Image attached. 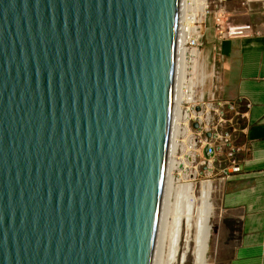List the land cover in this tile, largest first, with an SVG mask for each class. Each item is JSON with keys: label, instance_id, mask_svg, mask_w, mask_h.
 I'll list each match as a JSON object with an SVG mask.
<instances>
[{"label": "water", "instance_id": "1", "mask_svg": "<svg viewBox=\"0 0 264 264\" xmlns=\"http://www.w3.org/2000/svg\"><path fill=\"white\" fill-rule=\"evenodd\" d=\"M198 0H0V264H169Z\"/></svg>", "mask_w": 264, "mask_h": 264}, {"label": "crops", "instance_id": "2", "mask_svg": "<svg viewBox=\"0 0 264 264\" xmlns=\"http://www.w3.org/2000/svg\"><path fill=\"white\" fill-rule=\"evenodd\" d=\"M226 4L227 27L251 25L253 31L221 40L213 35L219 94L237 104L245 130L237 154L242 172L227 181L221 199L223 264H264V0Z\"/></svg>", "mask_w": 264, "mask_h": 264}, {"label": "built area", "instance_id": "3", "mask_svg": "<svg viewBox=\"0 0 264 264\" xmlns=\"http://www.w3.org/2000/svg\"><path fill=\"white\" fill-rule=\"evenodd\" d=\"M227 1L219 0L222 4ZM205 27L206 19L204 29L199 30L200 35L199 31L196 32L197 50L200 47L199 41L204 36ZM227 30V36L230 37L244 36L253 31L251 25L231 26L227 27ZM200 90L201 87L197 88L195 97L188 99L184 161L180 177L181 173H187L188 169L191 170L193 165L202 161L203 165L199 167H204L210 174L217 171V167L225 162L226 166L222 172L230 179L233 175L242 172V165L237 159V154L241 148V139L245 134L241 126V119L244 116L238 110L236 103L220 96L221 87H217L215 92L207 96L203 93L204 88L203 92Z\"/></svg>", "mask_w": 264, "mask_h": 264}, {"label": "bare ground", "instance_id": "4", "mask_svg": "<svg viewBox=\"0 0 264 264\" xmlns=\"http://www.w3.org/2000/svg\"><path fill=\"white\" fill-rule=\"evenodd\" d=\"M207 7L208 0H198L196 32L204 29V17L208 14ZM200 33L199 31V35ZM198 51L195 49L196 67L201 58V53ZM198 72H200L198 69L193 72L188 90V99L195 97V86L201 87V89L205 86V72H202L204 73L203 77ZM198 74V78L194 79ZM186 179H179L178 203L172 227L173 243L169 264H210V243L213 236L212 219L215 211L213 182L206 181L202 184L201 196L198 198L195 186Z\"/></svg>", "mask_w": 264, "mask_h": 264}, {"label": "rangeland", "instance_id": "5", "mask_svg": "<svg viewBox=\"0 0 264 264\" xmlns=\"http://www.w3.org/2000/svg\"><path fill=\"white\" fill-rule=\"evenodd\" d=\"M229 1V0H228ZM227 2L223 4L219 2V0H208L207 12L209 10V14L204 17L206 19V27L203 32V37L200 39V47L199 50L201 52V58L199 59V64L197 67L195 66L194 70H199V74L205 72V87H204V95L211 94L215 92L217 87H221L220 75H219V66L215 59V52L213 45L215 44L213 35L218 34V38L221 40L224 36H227V24H225V16H227ZM199 52V51H198ZM200 54V53H199ZM214 55V56H213ZM201 63V64H200ZM201 65V66H200ZM203 66V67H202ZM203 70V71H202ZM199 74L196 76L197 79ZM219 77V80H218ZM198 87H194L196 91ZM202 89L200 90V92ZM202 164V161L195 165H193L192 169L183 174L181 173L180 178H187L186 180L192 183L196 189V195L198 198L201 196L202 192V184L206 181L213 182V198L215 200V211L214 218L212 219L213 224V236L210 243V264H223V246L227 241V235L224 231L221 232L222 226V211H221V199L223 196L224 186L229 180L224 172V167L226 163L223 162V166L217 167V171L214 173H208L204 167H199ZM197 167V169L195 168ZM179 178V179H180ZM198 210V209H197ZM196 210V211H197ZM195 211V213H197ZM196 215V214H195ZM192 264V263H190Z\"/></svg>", "mask_w": 264, "mask_h": 264}]
</instances>
